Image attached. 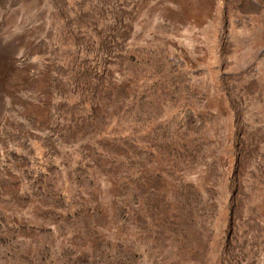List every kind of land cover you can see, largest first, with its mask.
<instances>
[{
	"label": "rangeland",
	"instance_id": "rangeland-1",
	"mask_svg": "<svg viewBox=\"0 0 264 264\" xmlns=\"http://www.w3.org/2000/svg\"><path fill=\"white\" fill-rule=\"evenodd\" d=\"M0 264H264V0H0Z\"/></svg>",
	"mask_w": 264,
	"mask_h": 264
}]
</instances>
